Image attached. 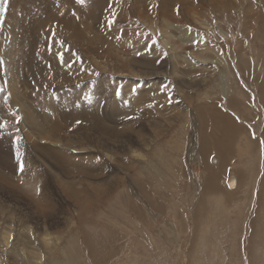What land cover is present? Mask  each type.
I'll return each mask as SVG.
<instances>
[{
    "label": "rangeland",
    "instance_id": "rangeland-1",
    "mask_svg": "<svg viewBox=\"0 0 264 264\" xmlns=\"http://www.w3.org/2000/svg\"><path fill=\"white\" fill-rule=\"evenodd\" d=\"M261 85L264 0H8L0 264H264ZM218 111L242 131L229 159ZM208 168L222 169L212 191Z\"/></svg>",
    "mask_w": 264,
    "mask_h": 264
},
{
    "label": "bare ground",
    "instance_id": "bare-ground-1",
    "mask_svg": "<svg viewBox=\"0 0 264 264\" xmlns=\"http://www.w3.org/2000/svg\"><path fill=\"white\" fill-rule=\"evenodd\" d=\"M172 1H174V0H164V2H165V5L166 6H168V5H170L171 3H172ZM185 0H176V3L177 4H179V3H181V2H184ZM226 2V0H212V3L215 5V6H217L218 8L223 4V3H225ZM235 5V2H233L232 3V6H234ZM164 18H167L166 16L164 17ZM168 19V18H167ZM166 19V22H167V25L169 26V27H172V28H175V29H177V28H179L181 25L180 24H177V23H172V22H170V21H168ZM196 19H198V18H196ZM198 20H200V19H198ZM157 24H158V22H157ZM148 25H150L151 27H152V29H155V28H153V26H155L156 25V23H153V22H150V21H148ZM217 29H221L222 30V33H220V35H217V36H215V42H216V44H218L217 43V39H219V38H221V34H223L225 31V28L224 27H222L221 26V24H220V22L218 21L217 22ZM227 27H229V26H227ZM138 51V50H137ZM139 52V51H138ZM192 60L194 61V57L192 56ZM128 63H133V61H128ZM135 69V68H134ZM148 69V65L147 64H143V63H138V65H137V70L139 71V72H142V73H145V71ZM259 90V94L261 95H259L260 96V99L261 100H264V85H261L260 86V88L258 89ZM44 110L46 109L47 110V108H43ZM41 110V109H40ZM77 110V108H75L72 112L73 113H76L79 117H82L83 119H85V120H93L94 118H93V116L85 109V108H78V110ZM48 111H50V110H48ZM39 113V110H38V112H36V115ZM41 113V112H40ZM44 113V112H43ZM202 114H203V116L200 118V122H201V136H200V142H199V148L201 149V152L203 153V154H207V152H208V150L210 149V145H209V147H207V146H205L206 145V142H207V124H208V129H209V116H206V112L205 111H203L202 112ZM29 115H31V114H29ZM35 115V114H34ZM45 115V114H44ZM54 115V114H53ZM217 116V118L219 119V121H218V132H220L221 134H223V135H225L227 138H232V139H234V141L232 142V143H230L229 144V146H227V144H225L226 145V149L224 150H222L221 148H218V146L219 145H221L222 144V142L223 141H221V143H219L220 141L219 140H215V142H214V149L215 150H217V151H219V152H221L222 151V154L223 153H227L226 155H227V157H228V159H229V157L234 153L233 152V146H234V144L239 140V138H240V136L242 135V131L239 129V128H237L234 124H233V122H232V120H230V118H228L227 116H225V115H223V113L222 112H220V111H218V112H215V113H213L212 114V116L214 117V116ZM42 116V115H41ZM29 117V116H28ZM34 116H30L29 118H33ZM55 116H50V115H47L46 117H45V119H44V121L42 120V124L40 125V127L41 128H45V127H47L48 125H49V122H51L52 121V119L54 118ZM41 119H43V118H41ZM86 124V123H85ZM45 127H44V126ZM72 126V125H71ZM205 126H206V128H205ZM95 127L97 128V129H99V130H104L105 129V126L103 125V122L102 121H99V120H95ZM30 130L32 131V130H35V128L33 127V126H31L30 127ZM66 130V129H65ZM64 130V131H65ZM96 130V129H95ZM63 131V132H64ZM31 134V133H30ZM82 134V133H81ZM84 135H86V134H84ZM74 136L75 135H70V137L68 138L69 140H68V142H69V145L72 143V141H73V139H76V138H74ZM76 137V136H75ZM78 137H80V136H78ZM82 137H84V136H82ZM224 137V136H223ZM81 138V137H80ZM222 138V137H221ZM81 139H83V138H81ZM243 141H246V143L247 144H249V145H252L251 144V142L249 141V138L247 137V136H243ZM237 144V143H236ZM34 145V144H33ZM252 147L253 148H255L256 146L255 145H252ZM211 150H209V152H210ZM53 152H55V151H52L51 153H53ZM224 155V154H223ZM225 158V159H224ZM226 157H223V160H224V162H226ZM208 172H205V173H207V177H206V182H207V190L208 191H212V190H214L216 187H219V185H220V182H221V180H220V178H222L221 176V174H220V171H222V169H210V168H208V169H206ZM92 171H93V169H90V170H87V172H86V174L88 175V176H91L93 173H92ZM209 173V174H208ZM27 185H30L33 189H32V191L33 190H37V188H38V186H39V184H38V182H35V183H31V182H29V184H27ZM237 186H238V184H237V180H233V181H231V182H229V187H230V189H232V190H235L236 188H237ZM82 193L83 194H85V191H82V190H79V191H77L76 190V186L74 187V188H70V194H71V196H75V195H77V203H81V201L83 200L82 198H81V195H82ZM206 194H207V192H206ZM228 198H230V196H227ZM84 198V197H83ZM82 202H84V201H82ZM263 202H264V195H263V197L261 198V201H260V204H259V209L260 210H262L264 207H263ZM263 207V208H262ZM87 208H85V207H83V211H87L86 210ZM258 218V217H257ZM94 242H95V244L94 245H96L97 244V241L96 240H93ZM254 248V247H253ZM255 249V248H254ZM253 250V249H252ZM255 251H256V249H255ZM252 253H253V251H252ZM256 253V252H255ZM255 253H253V254H255ZM260 255V254H259ZM258 255V256H259ZM256 256V255H255ZM259 259H261V258H258V260ZM253 260H254V257H253ZM258 262V261H257Z\"/></svg>",
    "mask_w": 264,
    "mask_h": 264
},
{
    "label": "snow or ice",
    "instance_id": "snow-or-ice-1",
    "mask_svg": "<svg viewBox=\"0 0 264 264\" xmlns=\"http://www.w3.org/2000/svg\"><path fill=\"white\" fill-rule=\"evenodd\" d=\"M7 2L8 0H0V25L3 24V16L4 13L6 12V7H7ZM81 3H83V0H80ZM79 123V121L77 122ZM23 164L20 165V170L23 171Z\"/></svg>",
    "mask_w": 264,
    "mask_h": 264
},
{
    "label": "crops",
    "instance_id": "crops-1",
    "mask_svg": "<svg viewBox=\"0 0 264 264\" xmlns=\"http://www.w3.org/2000/svg\"><path fill=\"white\" fill-rule=\"evenodd\" d=\"M237 188H238V186H237Z\"/></svg>",
    "mask_w": 264,
    "mask_h": 264
}]
</instances>
